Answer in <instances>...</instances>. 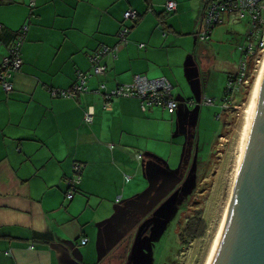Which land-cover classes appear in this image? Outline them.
I'll list each match as a JSON object with an SVG mask.
<instances>
[{
  "label": "crops",
  "instance_id": "0c3cea01",
  "mask_svg": "<svg viewBox=\"0 0 264 264\" xmlns=\"http://www.w3.org/2000/svg\"><path fill=\"white\" fill-rule=\"evenodd\" d=\"M206 1L176 0L174 16L166 17L168 0H0V69L27 26L14 89L7 93L0 85V264H108L109 250L122 241L117 231L128 201L136 198L131 179L142 160L161 162L159 143L172 142L166 138L174 139L177 124L186 142L193 139L202 118L195 103L220 95L236 72V65L222 67L203 49V56L185 62L194 93L188 91L183 67L190 49L183 36L203 16ZM130 9L140 18L123 43L119 31ZM119 44L116 56L102 60L106 73L88 78L86 93L52 94L72 88L79 72H91L90 56L102 45ZM136 75L168 79L179 112L143 110L135 97H116L105 108L95 91L99 84L113 89ZM90 107L94 122L88 125ZM76 162L83 164L81 182L68 200Z\"/></svg>",
  "mask_w": 264,
  "mask_h": 264
},
{
  "label": "rangeland",
  "instance_id": "374dc122",
  "mask_svg": "<svg viewBox=\"0 0 264 264\" xmlns=\"http://www.w3.org/2000/svg\"><path fill=\"white\" fill-rule=\"evenodd\" d=\"M172 13H168L166 17H171ZM201 19L202 14L197 24H194L193 30L183 36L186 38V46L190 49L185 56L183 77L188 83V91L193 93V85L189 82L185 69V62L189 57L194 60L196 54L198 57L203 56L201 50L207 49L206 56L208 55L209 59L218 58L222 67L226 62L236 65V71L241 59L239 45L245 42L249 32L247 20L228 21L226 17L224 24L215 28L211 40L202 42L197 35ZM133 22L134 20L130 19L124 20L123 23L130 28ZM218 65L216 61L215 66L211 68L213 73H217ZM259 67L260 63L255 71H258ZM221 75L226 78L228 70ZM256 76L257 72L255 78ZM254 80L251 82L250 79V83L239 91L228 110L223 108L224 89L220 90V95L211 96L215 100L214 105L201 106L200 101L196 102L195 112L202 113V118L200 116L193 139L186 142L187 137L179 133L180 126L177 124L174 139L171 136L163 137L172 139V142L159 143L158 156L161 162L142 160L138 176L131 179L133 187L137 189L133 194L139 201L130 199L127 204L138 210H126L128 213L120 222L117 231L123 239V228L126 225L129 229L132 223L131 215L137 219L142 217V223L149 219L155 221L153 235L140 240L138 244L137 236L132 244L131 251L136 252L139 264L204 263L228 198L244 111ZM182 100L186 103L185 99ZM201 108L202 112L199 111ZM176 111L179 112V109ZM160 177H163L161 186L155 189L154 183H157ZM151 194H154L151 203H142L147 199L149 201ZM140 210H145L144 216L140 214ZM188 225L191 229L184 230ZM182 232L185 233V238H180L179 233ZM112 253L113 251L109 250L108 261Z\"/></svg>",
  "mask_w": 264,
  "mask_h": 264
},
{
  "label": "built area",
  "instance_id": "2783aa9c",
  "mask_svg": "<svg viewBox=\"0 0 264 264\" xmlns=\"http://www.w3.org/2000/svg\"><path fill=\"white\" fill-rule=\"evenodd\" d=\"M177 9V2L169 0L165 4V11L167 13L174 12ZM228 21H243L247 20L249 32L245 37V42L239 45L241 50V59L238 68L233 78L228 80L227 88L229 90V97L224 100L223 108L228 110L233 104L239 91L247 84V74L252 59L260 63L262 54L264 53V0H208L205 7L202 19L200 21L199 31L197 33L200 41H209L214 29L224 24L225 18ZM139 13L130 9L124 14V20L133 19L139 20ZM3 26L0 24V31ZM27 26L20 30L14 42L8 47L9 55L6 56L1 64L0 69V85L7 92L10 93L14 89L13 75L20 70L23 65V58L21 55V48L25 39ZM130 28L123 23L119 37L121 42H128V35ZM141 47L144 44H140ZM120 48L119 45L108 46L102 45L94 54L90 56L92 64L91 72H79L77 81L73 87L68 90H53L54 96H64L75 98L88 91L87 80L93 75H102L106 73L107 67L102 63L106 55L116 56ZM173 84L166 78L150 79L144 75H136L132 83L118 85L113 89H108L104 83L99 84L95 91L102 94L105 99V108L110 109V101L116 97H135L141 100L143 110H147L150 106H160L173 112L178 107V100L172 94ZM203 104L214 105L213 98H204ZM85 123L90 125L94 122V110L90 107L85 111ZM139 159L142 156L139 155ZM74 175L68 178V190L66 198L72 200L77 191L78 185L81 182V175L83 164L76 162L74 165ZM88 242L85 237L82 240L83 244Z\"/></svg>",
  "mask_w": 264,
  "mask_h": 264
},
{
  "label": "water",
  "instance_id": "95a60500",
  "mask_svg": "<svg viewBox=\"0 0 264 264\" xmlns=\"http://www.w3.org/2000/svg\"><path fill=\"white\" fill-rule=\"evenodd\" d=\"M177 108L181 109L180 103ZM123 229L125 233L128 227ZM137 240L138 244L141 239ZM136 263L140 261L132 250L128 264ZM207 264H264V62L249 108L231 198Z\"/></svg>",
  "mask_w": 264,
  "mask_h": 264
},
{
  "label": "flooded vegetation",
  "instance_id": "af4514ba",
  "mask_svg": "<svg viewBox=\"0 0 264 264\" xmlns=\"http://www.w3.org/2000/svg\"><path fill=\"white\" fill-rule=\"evenodd\" d=\"M163 177H160V179L157 181V183L156 182L154 183L155 189L156 188L158 189V187L161 186ZM153 195L154 194H151L149 201L147 199L146 202L142 201V203L150 204ZM131 209L133 212L135 210H138V208L134 209L133 207ZM139 212L141 215H143V216L145 215L144 214L145 210L144 211L140 210ZM130 218H131L132 223H131L129 229L125 232L124 238L122 239L121 243L113 251L112 258L110 259L108 264H116L113 261L118 262V264H127L129 261V256H130L132 244H133L134 240L136 239V237L138 236L142 240L144 238H148V237H151L153 235L155 221L149 219V220L145 221L144 223H142V221H144V220H142V217L137 219L136 216L131 215ZM189 229H191L190 225H188L187 228H185L184 230H189ZM179 234H180V238H185V233L182 232V234L181 233H179Z\"/></svg>",
  "mask_w": 264,
  "mask_h": 264
},
{
  "label": "bare ground",
  "instance_id": "6f19581e",
  "mask_svg": "<svg viewBox=\"0 0 264 264\" xmlns=\"http://www.w3.org/2000/svg\"><path fill=\"white\" fill-rule=\"evenodd\" d=\"M263 62H264V54H263V57H262L261 62H260L259 70L257 71V76H256V78L254 80V83H253V87H252V90H251V93H250V97H249V102L247 101L248 104H247V107H246V109L244 111L243 123H242V126H241L240 136H239V143L237 144L238 148H237V152H236L235 167L233 169L232 182H231L228 198H227V200H226V202L224 204V207L222 209V213H221L220 219L218 221L219 223H218L216 232L214 234L213 240L211 242V245L209 247L208 253L206 254L207 256H206L205 261H204L203 264H207V262L209 260V257H210V255H211V253H212V251H213V249H214V247L216 245V242H217L218 236L220 234V231L222 229V226H223V222H224L225 215H226V212H227V208H228V205H229V201H230V198H231L232 190H233V187H234L235 175H236L237 166H238V162H239L241 146H242V139H243L245 126H246V122H247V118H248V114H249V108H250L251 101H252V98H253V94H254V91H255V87H256V84H257V81H258V78H259V75H260V72H261V69H262V66H263Z\"/></svg>",
  "mask_w": 264,
  "mask_h": 264
},
{
  "label": "trees",
  "instance_id": "16d2710c",
  "mask_svg": "<svg viewBox=\"0 0 264 264\" xmlns=\"http://www.w3.org/2000/svg\"><path fill=\"white\" fill-rule=\"evenodd\" d=\"M207 3H208V0L206 1V5H207ZM135 22H136V20H135ZM131 28L132 27H130V29ZM249 65H250V67H249V71H248V74H247V80L251 79V82H253V80L255 78V72H257L255 70H257V66H258V63L256 62V59H252ZM234 75H235V73L230 74L229 80L231 78H233ZM249 83H250V81H249ZM228 97H229V90H228V88L226 86L225 90H224V95H223V99L222 100L223 101L227 100Z\"/></svg>",
  "mask_w": 264,
  "mask_h": 264
}]
</instances>
